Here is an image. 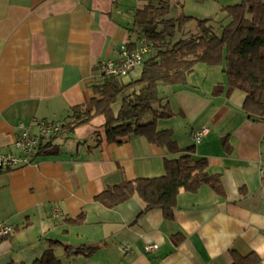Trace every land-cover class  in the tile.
<instances>
[{"label":"crops","instance_id":"obj_1","mask_svg":"<svg viewBox=\"0 0 264 264\" xmlns=\"http://www.w3.org/2000/svg\"><path fill=\"white\" fill-rule=\"evenodd\" d=\"M158 2L0 0V153H19V123L35 134V121L62 123L71 108L90 107L96 64L137 44L134 11ZM195 27L187 23L183 36ZM198 65L185 85L159 87L172 117L157 129L171 130L180 153L135 136L98 145L91 138L103 120L96 118L57 137L56 154L0 171V223L14 226L0 238V264H33L50 248L61 264H231V251L264 264V120L245 115V94L229 90L222 66L198 72ZM204 126L209 133L195 144ZM187 148L207 161L221 193L208 185L181 191L171 220L160 209L142 214L137 197L112 209L95 201L109 187L164 175L165 160ZM144 244L158 250L146 253ZM80 247L95 251L76 254Z\"/></svg>","mask_w":264,"mask_h":264},{"label":"trees","instance_id":"obj_2","mask_svg":"<svg viewBox=\"0 0 264 264\" xmlns=\"http://www.w3.org/2000/svg\"><path fill=\"white\" fill-rule=\"evenodd\" d=\"M170 0H159L156 5L136 9L133 26L139 38H145L155 54L126 77L99 78L92 86L90 107L71 108L61 130L44 140L35 155L51 156L59 145L55 139L72 133L75 128L101 118L103 123L92 134V142L119 143L125 137H144L149 143L166 149L171 154L181 149L173 139L171 130L157 129V121L170 119L172 114L159 95L160 86L185 85L198 64L208 67L222 66L229 90L245 94L242 111L254 120H264V0H241L222 8L224 18L193 19L180 14L173 17ZM194 21L196 27L183 36L185 25ZM133 43L129 48L134 47ZM139 71L138 77L131 74ZM221 93L217 86L214 94ZM149 114L147 121H142ZM84 143H87L86 141ZM177 159L165 160L164 175L138 178L109 187L95 197V201L108 209L115 208L133 197L144 205L143 213L160 209L166 220L173 218L177 198L181 191L196 193L203 185L221 193L217 175L206 171L207 161L197 158L193 148ZM82 220V218H80ZM77 222V221H76ZM181 240L174 236V244ZM56 241L51 247L58 246ZM68 250V248H66ZM95 248L76 249V254L89 256ZM231 264H258L259 257H242L230 252ZM33 264H61L53 249H47Z\"/></svg>","mask_w":264,"mask_h":264},{"label":"built area","instance_id":"obj_3","mask_svg":"<svg viewBox=\"0 0 264 264\" xmlns=\"http://www.w3.org/2000/svg\"><path fill=\"white\" fill-rule=\"evenodd\" d=\"M154 54L155 50L153 47L146 42L145 38H141L132 48L122 45L118 49L116 58L99 61L94 71L99 78L108 76L123 78L140 67L149 56ZM33 124L37 129L35 134H32L23 123L18 124V133L14 140V146L19 150V153H0V171H8L30 165L39 145L61 130V126L57 122L40 120L35 121ZM208 133L209 129L207 127L200 128L193 134V142L198 144ZM261 173L264 175V166L261 168ZM52 218H59L57 210L53 211ZM13 230V225L0 223V238L8 237ZM122 249L126 253L130 252V248L127 245L123 246ZM143 250L146 253H152L158 250V245L144 244Z\"/></svg>","mask_w":264,"mask_h":264},{"label":"rangeland","instance_id":"obj_4","mask_svg":"<svg viewBox=\"0 0 264 264\" xmlns=\"http://www.w3.org/2000/svg\"><path fill=\"white\" fill-rule=\"evenodd\" d=\"M241 0H170L173 5L171 14H183L185 16L192 17L193 19H205L214 18L216 20H222L224 15L222 14V8L228 5L240 3ZM141 39V38H140ZM219 67V66H214ZM198 72L200 68H207L206 65H198ZM139 71L136 70L131 74V78L138 77ZM161 96V91L159 90ZM149 114L144 116L142 121H147Z\"/></svg>","mask_w":264,"mask_h":264}]
</instances>
